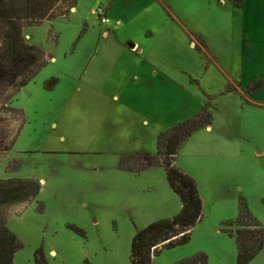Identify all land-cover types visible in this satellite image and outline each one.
<instances>
[{
  "label": "rangeland",
  "instance_id": "1",
  "mask_svg": "<svg viewBox=\"0 0 264 264\" xmlns=\"http://www.w3.org/2000/svg\"><path fill=\"white\" fill-rule=\"evenodd\" d=\"M77 1L0 0V228L18 238L13 264H131L138 230L180 203L167 141L202 111L212 124L178 158L203 219L154 264H237L226 223L241 201L264 230V0H116L107 36L102 0Z\"/></svg>",
  "mask_w": 264,
  "mask_h": 264
},
{
  "label": "trees",
  "instance_id": "2",
  "mask_svg": "<svg viewBox=\"0 0 264 264\" xmlns=\"http://www.w3.org/2000/svg\"><path fill=\"white\" fill-rule=\"evenodd\" d=\"M51 85L53 83L49 82L47 87L50 88ZM211 124L210 114L202 111L194 118L179 124V129L168 139L163 154L164 168L171 189L182 202V210L172 218L154 221L146 228L138 230L132 241L131 264H154V259L164 250L187 245L191 241L193 229L203 219L204 205L197 181L174 164L175 157L187 139L197 130ZM226 227L237 243V264L251 263L264 249V230L250 213L246 201L240 202L238 217L228 221ZM74 229L79 231L77 228ZM17 244V236L6 227L5 223L0 228V264H13L15 255L20 249L16 247ZM207 262V256L201 254L179 261L177 264H207Z\"/></svg>",
  "mask_w": 264,
  "mask_h": 264
},
{
  "label": "crops",
  "instance_id": "3",
  "mask_svg": "<svg viewBox=\"0 0 264 264\" xmlns=\"http://www.w3.org/2000/svg\"><path fill=\"white\" fill-rule=\"evenodd\" d=\"M43 1H45L46 2V0H43ZM77 1V0H76ZM114 1H116V0H107L105 3H104V0H102L101 2V4L100 5H106L105 7L107 8V10H108V15H109V17L111 18V21H112V23H111V25L110 26H105V25H103L101 22H100V19L98 18V16L95 14V10L93 11V13H94V15L98 18V20H99V24H100V26L102 27V33H101V35H103V34H105V36H107V33H110L111 31H113V32H115V30H116V23H115V19L113 18V17H111V15H110V13H112L111 12V9H112V6H113V4H114ZM77 3H78V1H77ZM39 5L40 6H34V7H36V11H37V13H40V9H42V13L44 12V11H46V9H47V7H48V4L46 3V6H43L42 4H40L39 3ZM99 5V6H100ZM98 6V7H99ZM97 7V8H98ZM76 11L77 12V8L75 7V9H73L72 11ZM75 12V13H76ZM36 13V14H37ZM118 19L120 20V18L118 17ZM120 22H121V20H120ZM44 24V23H43ZM21 27H22V25H19V26H16L15 28H16V30L17 31H20V29H21ZM29 36V35H28ZM27 36V37H28ZM30 37V36H29ZM13 42V41H12ZM139 45L138 44H135V45H133V47H132V49L133 48H135L136 50L138 49L137 47H138ZM134 49V50H135ZM133 51V50H132ZM135 53H137V56H135V58H137V59H139V60H141L142 61V63L143 64H145V65H148V66H150L151 64H149L148 63V58H144L143 56L145 55V52L142 50V48L139 46V49L135 52ZM52 59H53V62L54 61H56V58L53 56L52 57ZM50 65H52V63L50 64ZM58 82H60V79L58 80ZM209 127V126H208ZM186 143H188V140L184 143V144H186ZM183 144V145H184ZM182 145V146H183ZM181 146V147H182ZM180 147V148H181ZM180 148H179V150H180ZM179 150H178V153H179ZM160 152H161V150H160ZM177 153V155H176V157H175V165L178 167V168H180L182 171H184L185 173H187L188 175H190L189 174V164H182L181 163V161L179 160V158H178V154ZM188 158H189V155H188ZM188 161H189V159H188ZM154 166H162L161 165V161H158V163L157 164H155L154 163ZM166 171V170H165ZM170 186V185H169ZM171 188V187H170ZM172 190V189H171ZM173 191V190H172ZM174 192V191H173ZM175 193V192H174ZM176 194V193H175ZM177 195V194H176ZM175 200L177 201L178 199L177 198H175ZM181 210H182V202H181V200H180V203L179 204H176V205H174L173 207L172 206H170L168 209H166L165 211H164V213H161V215L158 217V220H161V219H166V218H172V217H174V216H176V215H178L180 212H181ZM157 221V220H156Z\"/></svg>",
  "mask_w": 264,
  "mask_h": 264
},
{
  "label": "built area",
  "instance_id": "4",
  "mask_svg": "<svg viewBox=\"0 0 264 264\" xmlns=\"http://www.w3.org/2000/svg\"><path fill=\"white\" fill-rule=\"evenodd\" d=\"M95 14L98 16L100 19V22L105 25V26H110L112 21L111 18L108 15V10L106 7H98L95 11Z\"/></svg>",
  "mask_w": 264,
  "mask_h": 264
}]
</instances>
